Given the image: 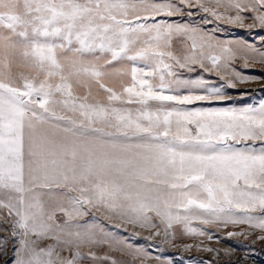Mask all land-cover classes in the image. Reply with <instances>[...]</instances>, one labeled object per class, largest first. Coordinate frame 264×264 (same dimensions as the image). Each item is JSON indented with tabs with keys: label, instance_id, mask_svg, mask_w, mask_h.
I'll return each instance as SVG.
<instances>
[{
	"label": "snow or ice",
	"instance_id": "snow-or-ice-1",
	"mask_svg": "<svg viewBox=\"0 0 264 264\" xmlns=\"http://www.w3.org/2000/svg\"><path fill=\"white\" fill-rule=\"evenodd\" d=\"M213 2L0 0V254L11 244L12 264L88 258L118 264L92 250L102 245L130 257L122 264H149L143 249L81 222L96 213L118 221L116 228L149 230L147 240L172 247L174 225L213 239L193 220L264 233V215H253L264 213V101L239 109L187 107L231 99L226 87L255 79L232 67L240 52L259 55L258 61L244 55L245 66L264 63V52L157 20L198 8L217 21L264 28V0ZM245 12L254 14L252 23H244ZM173 38L182 54L172 51ZM125 59L145 67L108 70ZM197 66L222 83L177 71L193 73ZM113 76L120 77L118 90L109 86Z\"/></svg>",
	"mask_w": 264,
	"mask_h": 264
},
{
	"label": "rangeland",
	"instance_id": "rangeland-1",
	"mask_svg": "<svg viewBox=\"0 0 264 264\" xmlns=\"http://www.w3.org/2000/svg\"><path fill=\"white\" fill-rule=\"evenodd\" d=\"M155 2H162V0H155ZM178 4V0H173ZM206 6L214 7V2L209 3V0H203ZM225 4L228 0H223ZM183 7V6H181ZM193 15L189 16V9L184 8V14L182 16L173 17H157V20H168L172 23H187L192 27L199 28L205 32H208L215 36L216 39L224 42H233V44L248 45L257 50V53L264 52V28L259 26L248 29L241 28L238 25L227 24L222 21L215 20L214 17L199 10L198 8H192L190 10ZM218 11L223 12L224 9L220 8ZM235 15V10L229 13ZM248 17L244 20L245 24L252 23V17L254 14L250 12L242 13ZM210 21L205 23V21ZM153 21L149 20V23ZM172 51L176 54H182L183 48L178 38H173ZM98 55V53H97ZM254 56L255 60H259V55L251 52L241 51L236 61L232 64V67L236 71L240 72L243 76L254 77L255 79L248 82H237L235 88H225V94L231 99L224 102H205L197 101L192 105L187 106L189 109H213V108H244L248 106L258 107L259 104L264 101V63L250 61L247 66L244 64L243 56ZM91 59V57H89ZM145 67L142 61H128L118 60L114 61L109 67V71L115 69H127L130 73L131 67ZM13 72L24 71V69L13 67ZM184 77L196 78L199 75H203L205 79L213 82L216 86L222 83L218 77L214 74L203 73L197 66L196 72L188 73L185 70L177 69ZM123 79L130 81V75L123 77ZM120 77L113 76L109 81V86L119 89ZM95 92L96 89L94 88ZM198 94H203L202 90H196ZM80 94H83L81 91ZM182 94H186V90H182ZM103 98V95H101ZM117 106H120L119 102H116ZM123 107L131 108L133 111L138 107L136 104L123 105ZM251 143V142H248ZM257 148L260 147V142H256ZM253 215L260 216L264 213L256 212ZM97 223L105 227L107 231L115 234V236L133 247L143 249L149 254V264H157L156 258L167 261L168 264H264V241L257 239L259 235H264L259 229L250 228L248 225H229L227 227L215 225H202L199 221L193 220L191 222L192 227H197L204 230L208 235H211L213 239L209 240L207 235H187L184 232L183 225H174L172 231L176 235V247H172L169 244L161 243L159 239L149 241L146 239L151 232L149 230L141 229L139 227H133L131 225H123L121 228H116L114 225L118 221H109L105 219L99 213L95 214V219L92 215L84 218L83 222ZM125 228L127 230H125ZM228 232H244L248 235H236L229 237ZM138 233L139 235H136ZM193 245L190 249H185L183 245ZM198 245V246H197ZM204 247H211L219 250L220 255H217L216 251L207 252L204 251ZM225 249L229 250L230 255H224ZM98 256L103 257L105 254L118 261V264H122L123 261L129 260L130 257L124 256L120 251L115 249H109L107 245L94 247L92 249ZM87 251V249H82ZM68 255V253H64ZM13 253L12 246L9 245L7 255L0 254V264H12ZM82 264H94V262L88 258L85 259ZM95 264H111V261H97Z\"/></svg>",
	"mask_w": 264,
	"mask_h": 264
}]
</instances>
